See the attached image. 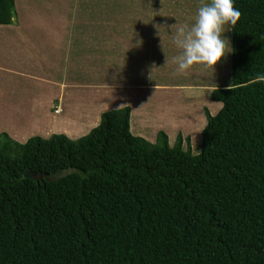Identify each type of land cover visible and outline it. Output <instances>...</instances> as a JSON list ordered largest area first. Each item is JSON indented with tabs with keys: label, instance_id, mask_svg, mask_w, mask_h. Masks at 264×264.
Returning <instances> with one entry per match:
<instances>
[{
	"label": "trees",
	"instance_id": "1",
	"mask_svg": "<svg viewBox=\"0 0 264 264\" xmlns=\"http://www.w3.org/2000/svg\"><path fill=\"white\" fill-rule=\"evenodd\" d=\"M233 6L231 83L197 152L132 133L128 105L74 139L0 132V264H264V0Z\"/></svg>",
	"mask_w": 264,
	"mask_h": 264
},
{
	"label": "rangeland",
	"instance_id": "2",
	"mask_svg": "<svg viewBox=\"0 0 264 264\" xmlns=\"http://www.w3.org/2000/svg\"><path fill=\"white\" fill-rule=\"evenodd\" d=\"M14 1V23L0 24L2 57L13 58L14 50L5 51L6 41L18 39L33 44L44 42L49 36V46L39 52L35 68L42 74L46 69L45 74H54L56 68L58 88L53 90L49 86L51 90L44 92L47 82H34L39 74H25L33 63L26 66L15 61L24 70V77L12 74L14 84L4 86L0 76V132L6 131L20 142L31 135L48 137L53 133H64L74 139L96 126L103 112L128 105L132 133L154 142L157 133L164 131L168 143L173 145L181 132L183 137L190 138L192 151H198L201 130L207 122L205 108L214 115L222 105L209 98L210 90L231 83L230 30L223 33L226 55L217 61L214 70L194 64L183 74L177 72L173 62L180 52L174 36L180 26L192 25L197 7L207 1ZM121 35L127 41L122 42ZM65 42H69L68 46ZM49 52L57 56L56 60ZM68 59L74 60L79 69L75 71L71 65L72 75L67 78ZM75 73L80 77L74 78ZM21 78L28 80L20 85L21 81L16 80ZM45 78L52 81L50 76ZM75 99L79 110L66 115L59 102ZM185 144L184 141L183 147Z\"/></svg>",
	"mask_w": 264,
	"mask_h": 264
},
{
	"label": "clouds",
	"instance_id": "3",
	"mask_svg": "<svg viewBox=\"0 0 264 264\" xmlns=\"http://www.w3.org/2000/svg\"><path fill=\"white\" fill-rule=\"evenodd\" d=\"M233 5L234 0L202 2L197 7L192 25L176 29L174 43L180 52L173 57V62L178 73H185L194 64L214 70L217 61L226 55L223 33L235 28L241 15ZM254 82H264V75H257Z\"/></svg>",
	"mask_w": 264,
	"mask_h": 264
},
{
	"label": "crops",
	"instance_id": "4",
	"mask_svg": "<svg viewBox=\"0 0 264 264\" xmlns=\"http://www.w3.org/2000/svg\"><path fill=\"white\" fill-rule=\"evenodd\" d=\"M113 24V23H112ZM5 27V26H4ZM17 27V26H16ZM48 39L46 40V41H44V42H38V43H33V44H30V43H25V42H23L22 40H18V39H14V40H12V42L11 41H6L7 43H6V48H5V51L7 52V51H9V50H14V53L12 54L13 55V58H11V57H8L7 56V58H3L2 56L4 55V47H2L0 50H1V57H0V76H1V78H3V85L4 86H6L7 84H14V81H15V79H13V82L11 81V75L12 74H15V73H17V74H19V76H22V77H24L23 75H24V70H22V69H19V68H21L20 66H18V64H16L15 63V61H19V62H21V64H25L26 66H28V64H30L31 62L33 63V65H32V68L31 67H24V68H27L26 70H25V74H28L29 76H31V75H35V73H37V74H39L38 76H39V78H38V80H36V81H34V82H42V83H44L45 84V82H47V84H45V86H44V88H45V90H44V92H49L51 89H53V90H56L57 88H58V86H56L57 85V82H56V79H55V76H56V73H55V70H56V68H55V70H54V74L53 73H51L50 72V74L48 73V74H45V72H46V70H45V72L42 74V73H40L36 68H35V64H37L38 63V61H39V59H40V54H39V52L40 51H43V49H45L44 47H47V46H49L48 45V40H49V36L47 37ZM64 38H67V37H64ZM121 38H122V42H125V41H127V39L123 36V35H121ZM121 38H119V41H121ZM86 39H88V38H86ZM86 39H84V40H86ZM83 40V39H82ZM50 41V40H49ZM94 41H98L97 39L96 40H94ZM115 41H116V38H115ZM129 41V40H128ZM47 42V43H46ZM101 42L102 43H104V40H101ZM68 43L69 42H65V45L66 46H68ZM84 43H85V41H84ZM96 45L97 44H99V41L98 42H96L95 43ZM64 51H65V49L63 50V53H64ZM48 52V51H47ZM50 53V52H49ZM51 54V53H50ZM26 55H27V58H26ZM52 55V57H54L53 59H55L56 60V58H57V56H56V58H55V56L53 55V54H51ZM74 60H71V59H68V69H67V78L69 77L68 75H72V70L70 69L71 68V65H72V67H74L75 68V71L77 70V69H79V68H77L75 65H74V62H73ZM79 61H81L82 62V60L80 59ZM56 63V62H55ZM82 64V63H81ZM59 66H61V63L59 62V64H58ZM56 67H57V64H56ZM81 68V67H80ZM86 70V69H85ZM82 71H83V69H82ZM73 72H74V70H73ZM71 73V74H70ZM86 73H87V70H86ZM78 73H75V75H73V77L74 78H78V77H80V76H78L77 75ZM45 76H50L51 78V80L52 81H47L46 80V78H45ZM13 77H16V75L15 76H13ZM67 78H65L64 77V80H67ZM82 78V77H81ZM8 80H10V82L8 81ZM26 80H28V79H18V80H16V81H21V82H19V84L21 85V84H23V82H25ZM63 80V79H62ZM63 80V81H64ZM79 80H82V79H80L79 78ZM23 81V82H22ZM31 81H32V79H31ZM29 82L30 81H28L27 82V85L29 84ZM38 84V83H37ZM30 86H32V83L30 84ZM49 86H51L50 88L51 89H48V87ZM62 84H60L59 85V90H61V88H62ZM195 86V85H194ZM196 87H198L197 85H196ZM128 88H130V87H128ZM134 88V87H133ZM132 87L130 88V90L131 89H133ZM53 90H52V92H53ZM84 91L85 92H87V90H85L84 89ZM120 91V90H119ZM111 92H113V91H111ZM121 92H123V91H121ZM55 96H58L57 95V93L55 94ZM69 100H70V98H69ZM35 101V100H34ZM75 103H77V99H75V100H71V101H68V100H65L64 102H62V101H60L59 102V108H61V107H63V111H67V114L66 115H69V114H72L73 112H77V110H79V109H77V107L75 106ZM67 104H71V107H68V106H66ZM65 106V107H64ZM58 112V111H57ZM19 129V128H18ZM16 130V131H18V133H19V131L20 130ZM20 129H22V128H20Z\"/></svg>",
	"mask_w": 264,
	"mask_h": 264
},
{
	"label": "water",
	"instance_id": "5",
	"mask_svg": "<svg viewBox=\"0 0 264 264\" xmlns=\"http://www.w3.org/2000/svg\"><path fill=\"white\" fill-rule=\"evenodd\" d=\"M23 176H25V177L30 176V177L35 178L36 180H39V179H41L42 177H44V178H46V179H51V178H53V176H51V175H46V174H42V173H38V172H34V171H30V170H24V171H23Z\"/></svg>",
	"mask_w": 264,
	"mask_h": 264
},
{
	"label": "bare ground",
	"instance_id": "6",
	"mask_svg": "<svg viewBox=\"0 0 264 264\" xmlns=\"http://www.w3.org/2000/svg\"><path fill=\"white\" fill-rule=\"evenodd\" d=\"M132 128H133V127H132ZM132 128H131V129H132ZM135 129H136V128H135Z\"/></svg>",
	"mask_w": 264,
	"mask_h": 264
}]
</instances>
